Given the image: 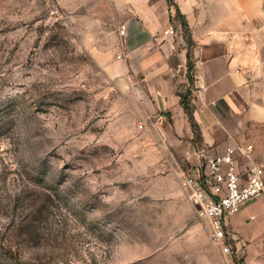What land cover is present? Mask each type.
I'll return each instance as SVG.
<instances>
[{"label": "rangeland", "instance_id": "obj_1", "mask_svg": "<svg viewBox=\"0 0 264 264\" xmlns=\"http://www.w3.org/2000/svg\"><path fill=\"white\" fill-rule=\"evenodd\" d=\"M242 1L257 17L226 40L254 71L264 0ZM121 13L113 0H0V264H264L227 229L225 260L188 200L182 179L208 148L128 77ZM173 27L189 46L187 19ZM250 221L264 231V210Z\"/></svg>", "mask_w": 264, "mask_h": 264}, {"label": "crops", "instance_id": "obj_2", "mask_svg": "<svg viewBox=\"0 0 264 264\" xmlns=\"http://www.w3.org/2000/svg\"><path fill=\"white\" fill-rule=\"evenodd\" d=\"M113 1L122 10V50L127 54L124 63L128 77L135 80L137 74L143 75L144 88L153 92L168 126L178 133L190 132L179 96L183 89H189L192 118L209 152H220L235 142L251 143V158L264 163V54L255 58L254 71H248V57L232 54L242 48L247 51V46L237 49V44H228L226 37L228 27L240 28L245 18H255L256 13L249 14L242 0H172L187 19L193 41L187 46L182 38L175 41L162 34L173 25L170 18L174 7L166 0ZM204 1L208 11H200ZM189 59L193 66L191 82L186 76ZM262 197L246 201L226 221L235 243L248 241L261 258L264 247L255 244L264 236L263 226L250 219L263 213Z\"/></svg>", "mask_w": 264, "mask_h": 264}, {"label": "built area", "instance_id": "obj_3", "mask_svg": "<svg viewBox=\"0 0 264 264\" xmlns=\"http://www.w3.org/2000/svg\"><path fill=\"white\" fill-rule=\"evenodd\" d=\"M124 28L123 24L119 26L120 35L124 34ZM162 34L173 37V25L163 29ZM158 119L162 120V114L158 115ZM252 150L251 143L235 142L226 145L220 152H204L203 165L185 174L181 182L197 215L207 220L211 239L220 243L225 260L231 249L226 240L228 217L246 201L264 194V169L252 163ZM222 264L227 262L223 261Z\"/></svg>", "mask_w": 264, "mask_h": 264}, {"label": "trees", "instance_id": "obj_4", "mask_svg": "<svg viewBox=\"0 0 264 264\" xmlns=\"http://www.w3.org/2000/svg\"><path fill=\"white\" fill-rule=\"evenodd\" d=\"M166 1H167V3H168L169 6L171 5V6L174 7V14H173V16L170 18L171 21L173 22L174 17L177 18L178 16H179V17L181 16V18L184 19V16H183V14L180 13V11H179L177 5L174 4L172 0H166ZM185 24H186V23H183L182 25L184 26ZM190 41H191L190 37H189V38L187 37V44H188V45H191V44H190ZM192 68H193V66H192V63H191V61H190V59H189V60L187 61V72H186L187 80H188L189 82L192 81V75H191V73H192V72H191V71H192ZM189 93H190V90H189V89H186L184 93H179V96H180V103H181V105L183 106V108L185 109V111H186V113H187V116H188V119H189V121H190V123H191L193 129L196 130V124H195L194 121H193L192 114H191V107H190L189 102H188V99H187Z\"/></svg>", "mask_w": 264, "mask_h": 264}]
</instances>
